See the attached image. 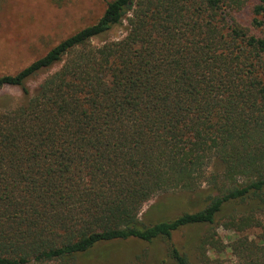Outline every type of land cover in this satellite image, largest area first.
<instances>
[{
	"label": "trees",
	"instance_id": "trees-1",
	"mask_svg": "<svg viewBox=\"0 0 264 264\" xmlns=\"http://www.w3.org/2000/svg\"><path fill=\"white\" fill-rule=\"evenodd\" d=\"M263 33L264 0H106L94 21L1 74L25 100L0 109V264H129L111 257L120 244L159 240L167 255L151 264H194L173 234L203 225L201 263L228 253L264 264ZM55 65L30 93L26 80ZM165 192L197 199L141 220Z\"/></svg>",
	"mask_w": 264,
	"mask_h": 264
},
{
	"label": "rangeland",
	"instance_id": "rangeland-1",
	"mask_svg": "<svg viewBox=\"0 0 264 264\" xmlns=\"http://www.w3.org/2000/svg\"><path fill=\"white\" fill-rule=\"evenodd\" d=\"M106 0H0V75L14 73L33 59L41 56L47 49L54 45L74 30L94 21L102 12ZM238 20L248 24L249 13L247 8L237 14ZM253 33L260 34L253 29ZM123 33L122 27H116L103 38H114ZM264 35V33H263ZM100 39H94V44H99ZM59 65L39 72L26 80V85L32 93L40 81L55 70ZM25 96L18 87L0 88V109L6 110L16 107L24 102ZM214 166H212L213 169ZM215 169V168H214ZM206 185H204L205 187ZM197 199L196 195L189 192H165L148 200L141 208L140 218L146 223L169 219L184 211H191ZM197 206V205H195ZM232 208L241 205L231 204ZM194 208V207H193ZM244 208V207H243ZM208 226H188L173 234V242L177 247L187 253L194 264H203L198 259L196 242L200 233ZM217 232L227 241L230 235L222 228ZM113 253V259L130 256L129 264H139L141 259L135 258L137 254L147 252V260L143 264H151L152 258L165 259L167 243L159 240L154 244L145 245L136 241L120 244ZM145 249V250H144ZM119 252V253H118ZM213 258L212 253L209 254ZM209 264H233L228 253L215 255ZM98 264H106L99 262Z\"/></svg>",
	"mask_w": 264,
	"mask_h": 264
}]
</instances>
